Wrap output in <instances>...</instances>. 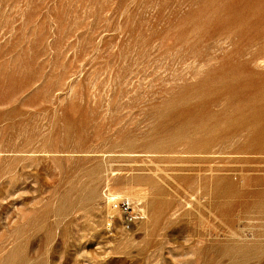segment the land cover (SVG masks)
Returning a JSON list of instances; mask_svg holds the SVG:
<instances>
[{"label":"rangeland","instance_id":"obj_1","mask_svg":"<svg viewBox=\"0 0 264 264\" xmlns=\"http://www.w3.org/2000/svg\"><path fill=\"white\" fill-rule=\"evenodd\" d=\"M263 63L264 0H0V264H264V133L230 126Z\"/></svg>","mask_w":264,"mask_h":264},{"label":"bare ground","instance_id":"obj_2","mask_svg":"<svg viewBox=\"0 0 264 264\" xmlns=\"http://www.w3.org/2000/svg\"><path fill=\"white\" fill-rule=\"evenodd\" d=\"M237 18H238V17H237ZM248 18H249V17H248ZM248 18H247V19H248ZM250 18H251V16H250ZM234 20H235V19H234ZM249 20H250V19H249ZM246 22H248V21L246 20ZM247 24H248V23H247ZM242 25H243V24H242ZM244 26H245V25H244ZM233 28H234V27H233ZM242 28H243V27H242ZM237 30H238V29H237ZM239 33H240V32H239ZM239 35H240V34H239ZM237 37H238V36H237ZM193 55H194V54H193ZM201 55H203V54H201ZM194 57H195V56H194ZM206 57H207V56H206ZM196 58H197V57H196ZM194 60H195V58H194ZM196 60H197V59H196ZM207 60H210V61H211V59H207ZM226 60H227V59H226ZM261 61H262V60H261ZM193 62H194V61H193ZM259 62H260V61H259ZM201 63H202V62H201ZM209 63H210V62H209ZM241 63H242V62H241ZM207 64H208V63H207ZM207 64H205V65H207ZM221 64H222V63H221ZM237 64H238V63H237ZM239 64H240V63H239ZM263 64H264V63H263ZM263 66H264V65H263ZM233 68H234V67H233ZM219 69H220V68H219ZM236 69H237V68H236ZM220 70H221V69H220ZM230 70H231V69H230ZM213 71H214V70H213ZM235 71H236V70H234V72H235ZM211 72H212V71H211ZM227 72H228V71H227ZM234 72H233V74H234ZM213 73H215V72H213ZM209 74H210V73H209ZM228 75H229V74H228ZM230 75H231V73H230ZM223 76H224V73H223ZM225 76H226V75H225ZM240 76H241V75H240ZM242 76H243V75H242ZM242 76H241V77H242ZM246 76H247V75H246ZM207 77H209V75H208ZM226 77H227V76H226ZM236 77H237V76H236ZM236 77H235V78H236ZM216 78H218V77H216ZM220 78H222V77H220ZM242 78H243V77H242ZM227 79L229 80L230 78H227ZM231 79H232V78H231ZM237 79H238V77H237ZM214 80H215V79H214ZM221 80H222V79H221ZM221 80H220V81H221ZM233 80H234V79H233ZM233 80H231V81H233ZM235 80H236V79H235ZM240 80H241V79H240ZM223 81H224V80H223ZM225 81H226V79H225ZM237 81H238V80H237ZM208 82H209V81H208ZM229 82H230V81H229ZM235 82H236V81H235ZM238 82H240V81H238ZM257 82H258V81H257ZM259 82H261V81H259ZM210 83H211V82H210ZM210 83H209V84H210ZM220 83H221V82H220ZM236 83H237V82H236ZM236 83L233 84V85H237ZM262 83H263V82H262ZM225 84H226V83H225ZM228 84H230V83H228ZM241 84H242V82H241ZM241 84H240V85H241ZM211 85H212V84H210V86H211ZM225 86H226V85H225ZM225 86H224V88H225ZM229 86H230V85H229ZM238 86H239V85H238ZM263 86H264V84H263ZM221 87H222V86H221ZM232 87H233V86H232ZM212 88H213V87H212ZM214 88H216V87H214ZM218 88H219V87H218ZM218 88H217V89H218ZM227 88H228V85H227ZM227 88H226V89H227ZM257 88H258V87H257ZM262 88H263V87H262ZM209 89H211V88H209ZM232 89H233V88H232ZM260 89H261V88H260ZM205 90H208V89H205ZM215 90H216V89H215ZM223 90H224V89H223ZM241 90H242V89H241ZM241 90H240V91H241ZM250 90H251V89H250ZM250 90H249V91H250ZM218 91H219V90H218ZM244 91H246V89H244ZM261 91H262V90H261ZM213 92H214V91H213ZM221 92H222V90H221ZM236 92H237V91H236ZM236 92H235V94H236ZM247 92H248V91H247ZM215 93H216V91H215ZM219 93H220V92H219ZM223 93H224V92H223ZM231 93H232V92H231ZM237 93H238V92H237ZM239 93H242V92H239ZM239 93H238V95H239ZM220 94H221V93H220ZM220 94H219V95H220ZM235 94H234V95H235ZM210 95H211V94H210ZM250 95H251V94H250ZM256 95H257V93L255 94V96H256ZM260 95H261V94H260ZM215 96H216V95H215ZM228 96H230V94H229ZM226 97H227V96H226ZM232 97H233V96H232ZM244 97H245V96H244ZM261 97H262V96H260V98H261ZM263 97H264V96H263ZM223 98H224V97H223ZM228 98H230V97H228ZM236 98H237V97H236ZM242 98H243V97H242ZM251 98H252V97H251ZM258 98H259V97H258ZM260 98H259V99H260ZM220 99H221V98H220ZM231 99H232V98H231ZM244 99H245V98H244ZM248 99H249V98H248ZM211 100H212V99H211ZM216 100H217V99H216ZM251 100H253V98H252ZM262 100H263V98H262ZM226 101H227V98H226ZM226 101H225V102H226ZM245 101H250V99H249V100H245ZM245 101H244V102H245ZM254 101H255V100H254ZM228 102H229V101H228ZM250 102H251V101H250ZM259 102H261V100H260ZM217 103H218V102H217ZM235 103H236V102H235ZM241 103H242V102H241ZM241 103H239V104L242 105ZM223 104H224V103H223ZM237 104H238V102H237ZM237 104H235L236 106H235V105H234V106L237 107V106H238ZM245 104H246V102H245ZM250 104H251V103H250ZM257 104H258V103H257ZM231 105H232V104H231ZM231 105H230V106H231ZM240 105H239V106H240ZM243 105H244V104H243ZM252 105H253V104H252ZM254 105H255V104H254ZM254 105H253V106H254ZM259 105H260V104H259ZM230 106H229V107H230ZM244 106H247V105H244ZM244 106H242V107H244ZM249 106H250V105H249ZM249 106H248V108H250ZM253 106H251V107H253ZM256 106H257V105H256ZM261 106H262V105H261ZM220 107H221V106H220ZM227 107H228V106H227ZM229 107H228V108H229ZM232 107H233V105H232ZM240 107H241V106H240ZM242 107H241V108H242ZM237 108H238V107H237ZM237 108H236V109H237ZM241 108H240V109H241ZM248 108H247V109H248ZM230 109H231V108H230ZM240 109H239V110H240ZM247 109H246V111H247ZM228 110H229V109H228ZM228 110H227V111H228ZM242 110H243V109H242ZM242 110H241V111H242ZM234 111H236V110H234ZM241 111H239V112H241ZM243 111H244V110H243ZM224 112H225V111H224ZM230 113H231V112H230ZM245 113H246V112H245ZM248 113H249V114L246 113L247 115H245V114L242 115V114L240 113L241 116L239 115L240 117H238V119H237V117H236V120H235L234 122H232L231 125L229 124V125L231 126V128H234V127H232V126H235V127H237V129H238V127H239V128H240V127H243V128H244L245 126H247V125H249V124L261 123V125H262V130H261V132L264 133V105H263L261 108L258 107V106H257V108H254V107H253L252 109H250V111H249ZM218 114H219V113H218ZM220 114H221V113H220ZM220 114H219V115H220ZM235 114H236V113H235ZM221 115H222V114H221ZM201 116H202V115H201ZM202 117H203V116H202ZM220 117H223V116H220ZM203 118H204V117H203ZM203 118H202V119H203ZM205 118H206V116H205ZM205 118H204L203 120H205ZM218 118H219V117H218ZM233 118H234V117H233ZM200 119H201V118H200ZM215 119H216V117H215ZM203 120H201V121H203ZM216 120H218V119H216ZM216 120H215V121H216ZM222 120H224V119H222ZM218 121H219V120H218ZM221 122H222V121H220V123H221ZM204 123H205V122H204ZM257 125H258V124H257ZM209 126H210V125H209ZM250 126H251V129H253V128L256 127V126H255V127L252 128V125H250ZM258 126H259V125H258ZM207 127H208V126H207ZM247 128H248V127H247ZM240 129H241V128H240ZM244 129H245V128H244ZM248 129H249V128H248ZM251 129H250V130H251ZM259 129H261V128L259 127ZM245 130H246V129H245ZM254 130H257V129H254ZM259 131H260V130H259ZM259 131H258V133H259ZM239 132H240V131H239ZM247 132H248V131H247ZM248 133H249V132H248ZM250 133H251V132H250ZM251 134H252V136H253V132H252ZM256 134H257V133H256ZM257 135H259V134H257ZM225 137H226V136H225ZM228 137H229V136H228ZM228 137H227V138H228ZM236 137H237V136H236ZM249 137H250V136H249ZM255 137H256V136L254 135V139H256ZM259 137H260V136H259ZM221 138H222V137H221ZM221 138H220V139H221ZM232 138H234V137H232ZM235 139H236V138H235ZM235 139H234V140H235ZM258 139H259V138H258ZM249 140H250V139H249ZM209 141H210V140H209ZM238 141H239V140H238ZM261 141H262V140H261ZM222 142H224V141H222ZM253 142H254V141H253ZM215 143H216V141H215ZM219 143H220V142H219ZM219 143H218V144H219ZM250 143H251V142H250ZM255 143H256V142H255ZM205 144H206V142H205ZM222 144H223V143H222ZM255 145H256V144H255ZM263 145H264V144H263ZM221 147H222V145H221ZM253 147H254V146H253ZM219 152H220V150L218 151V153H219ZM199 182H200V181H198V183H199ZM201 184H202V183H201ZM226 184H227V183H226ZM229 184H230V182H229ZM227 185H228V184H227ZM230 185H231V184H230ZM230 185H229V187H230ZM199 186H200V185H199ZM227 187H228V186H226V188H227ZM231 187H232V186H231ZM227 189H228V188H227ZM108 196H110V195H108ZM111 196H112V195H111ZM112 197H113V196H112ZM116 197H118V196H116ZM107 198H109V197H107ZM116 199H118V198H116ZM111 210H112V209H111ZM111 210H110V211H111ZM112 211H113V210H112ZM113 212H114V211H113ZM109 214H110V213H109ZM113 214H114V213H113ZM26 223H27V222H26ZM26 223H25V224H26Z\"/></svg>","mask_w":264,"mask_h":264},{"label":"built area","instance_id":"obj_3","mask_svg":"<svg viewBox=\"0 0 264 264\" xmlns=\"http://www.w3.org/2000/svg\"><path fill=\"white\" fill-rule=\"evenodd\" d=\"M110 205L113 211L120 214L123 225L127 229L130 225L141 219V211L138 205L126 198L113 199Z\"/></svg>","mask_w":264,"mask_h":264}]
</instances>
